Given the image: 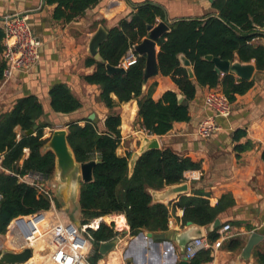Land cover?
Here are the masks:
<instances>
[{"label":"trees","instance_id":"1","mask_svg":"<svg viewBox=\"0 0 264 264\" xmlns=\"http://www.w3.org/2000/svg\"><path fill=\"white\" fill-rule=\"evenodd\" d=\"M101 1L44 0L47 5L54 6L52 19L63 24L83 16ZM248 1L216 0L211 3V8L217 15L172 22H168L165 12L154 4L136 6V11L130 13L129 21L121 20L117 26L107 30L108 38L99 47L102 62H96L91 57L85 61L86 66H94V71L84 76L83 81L99 88L98 101L109 111L117 104L136 100L138 120L149 136H164L172 130L175 123L188 122V103L194 99L198 87L219 89L233 104L238 97L253 89V81L240 80L230 73L218 74L212 62L205 60V57H218L233 62L236 55L239 62L247 64L253 61L257 71L264 70V47L252 45V36L239 30L241 28L246 31L251 27L246 14ZM157 19L169 26L168 32L156 43L159 75L169 77L177 92L166 91L154 100L152 95L156 83L147 86L145 93L142 88L145 57L136 55V62L125 68L123 74L107 75L105 64L119 65L128 49L147 36V25H155ZM1 38L0 31V52ZM181 55L190 63L193 78H189L186 68L181 65ZM5 68L6 64L0 60V81ZM178 94L183 96L187 105L177 103ZM111 95L116 97L117 103L112 100ZM48 97L49 107L57 115H72L81 108L79 100L66 84L53 85L49 89ZM43 113V106L37 97L23 96L16 100L9 112L0 116V165L4 170L14 174L39 172L52 177L54 155L50 151H42L47 142V139H43V129L50 128L48 123L38 122ZM84 120L83 125L79 124L80 121L65 125L67 143L75 161H98L92 170V181L80 184V224L116 215L124 217L131 236L142 231L165 233L168 230L170 211L175 208L182 210L181 227H204L213 223L227 208L235 205L232 195L227 193L221 195L214 206H210L207 195L202 190H192L191 195L180 196L177 202L171 201L168 205L153 202L151 191L182 184L188 179H191V183L195 182L187 175H190L188 172L199 170L200 163L188 157H180L169 148H160L143 153L130 173V154L120 157L116 153L121 141L120 115L116 112L109 113L103 120L102 131L98 130L95 123ZM34 125L38 126L34 135L25 136L24 132L32 129ZM16 128H19V133L15 131ZM244 136L243 131H236L233 140L238 142ZM251 148L249 142L236 144L234 152L238 154ZM24 149L28 150L25 159ZM20 160L21 166L18 165ZM261 160L264 162V149ZM0 196V235L6 233L14 218L50 209L47 199L38 197L31 187L19 183L15 176L4 172H0ZM56 215L59 217V214ZM220 226L207 233L206 240L209 244L217 240ZM89 234L91 243L96 248L101 242L112 241L118 235L113 223H100L96 230H89ZM240 246L239 240L227 242V249L230 251H236ZM211 252V248L202 249L187 264H207L212 261ZM99 259L102 257L95 250L91 261L96 264ZM254 264H264V250L255 254Z\"/></svg>","mask_w":264,"mask_h":264},{"label":"crops","instance_id":"2","mask_svg":"<svg viewBox=\"0 0 264 264\" xmlns=\"http://www.w3.org/2000/svg\"><path fill=\"white\" fill-rule=\"evenodd\" d=\"M145 3L161 8L168 22L217 15L208 0H102L95 8L87 10L83 16L63 24L52 19L54 6L47 5L44 0H0V31L2 32L5 18L27 13L29 25L42 44L38 64L27 73L14 72L3 83L0 89V116L9 112L16 100L23 96H35L39 99L44 113L38 122H46L50 127L57 123L67 129L65 125L72 121H80L79 124L83 125L84 119L94 114L97 119L96 125L100 126L102 131L104 118L109 113L116 112L121 119V141L116 153L120 157H125L127 154L131 157L140 147L137 133L145 132L137 117L136 100L117 104L112 111H109L98 101L99 88L85 83L83 77L94 71V66H86L85 61L90 58L87 51L88 42L97 27L102 25L109 30L117 26L121 20L129 21L130 13L136 11L135 7ZM246 9L251 27L246 31L241 28L239 30L245 35L252 36L250 41L252 45L264 47V0H249ZM100 21L103 24L97 25L96 23ZM158 21L160 20L157 19ZM233 62H239L236 55ZM247 64L254 66L253 61ZM250 80L253 81V89L231 104L232 111L229 118L219 120V130L209 138L203 139L195 134L197 125L210 114L204 105V97L210 90L207 87H198L194 99L188 103L190 115L188 122L175 123L168 134L155 136L159 141V149L169 148L180 157H188L200 163L199 170L188 172L190 175L187 176L195 182L191 183V179L185 182L187 191L184 195H191L192 190H202L206 193L210 206H214L221 195L229 193L233 197L235 205L227 208L217 219L221 224L231 225L235 234L231 240H239L241 246L236 251H230L227 249V241L217 248L211 247L212 261L207 264H254L255 254L264 250L261 249L264 246V162L261 160L264 149V70L257 71L254 66ZM60 83L66 84L81 104V108L72 115H57L49 107V89ZM152 83H156L152 95L154 100L166 91L177 92L169 77L158 74L147 82L143 88L144 93L147 86ZM111 98L117 103L114 95H111ZM135 122L136 129L133 128ZM46 129L49 128H44L43 132ZM15 131L19 133V128ZM236 131L245 133L238 142L233 140ZM245 142H249L252 148L238 154L234 152L236 144ZM23 152L25 159L28 150L24 149ZM1 159L0 155V162ZM21 164L22 160L18 165ZM0 172L8 174L1 165ZM166 189L167 187L160 191H151V196L154 192L162 193ZM177 199L178 197L166 201L153 199V202L168 205L171 201L177 202ZM181 216L182 210L179 208L170 211L171 225L168 226L167 232L163 233L165 235L163 241L147 238L145 233L148 231L131 236L129 231L126 234L125 230L128 228L122 229L125 233L119 246L122 244L120 247L122 250L126 245V259L131 261L130 264H180V251L168 237L189 226L181 227ZM111 218H119L123 222V216ZM76 222L77 220L73 221ZM201 228L203 238L206 239L207 233L210 232L209 225ZM9 231L13 233V225L9 226ZM253 232L260 234L262 239L253 246L248 258L243 259L242 249ZM110 255L119 258L118 262H120L121 251L111 252ZM89 260L91 261L92 257ZM98 261L107 264L108 260L102 258Z\"/></svg>","mask_w":264,"mask_h":264},{"label":"built area","instance_id":"3","mask_svg":"<svg viewBox=\"0 0 264 264\" xmlns=\"http://www.w3.org/2000/svg\"><path fill=\"white\" fill-rule=\"evenodd\" d=\"M41 45L40 39L34 34L29 25L27 13L15 14L4 19L0 58L6 64V68L3 72L4 80L0 82V89L14 72L27 73L38 64ZM135 62L136 54L131 48L123 56L117 67L125 69ZM204 105L210 111V114L200 121L195 134L207 139L219 130V120L229 118L232 106L227 97L217 89H210L207 92L204 97ZM8 174L15 176L19 183L31 187L38 197L47 199L50 203L49 212H57L54 205V188L50 177L39 172H26L23 174L8 172ZM44 213L46 211L14 218L7 227L4 234L5 238L0 241V251L6 248L14 251V253H20L25 248H29L33 255L41 247L34 249L32 243L47 240V260L51 264H93L89 260L92 252L89 230H96L102 223V218L97 219L98 225L94 228L92 225H88L90 222L79 226L70 221L61 222L58 216L53 213L50 218L42 221L39 225H35L43 219ZM10 225H13V233L9 231ZM170 225L171 220H168V226ZM126 231L128 233L129 227ZM217 234V240L211 245L204 238L189 241L184 247L181 260L188 263L202 249L213 246L217 248L224 242L231 240L235 235L228 223L222 224ZM100 261L96 264H103Z\"/></svg>","mask_w":264,"mask_h":264},{"label":"water","instance_id":"4","mask_svg":"<svg viewBox=\"0 0 264 264\" xmlns=\"http://www.w3.org/2000/svg\"><path fill=\"white\" fill-rule=\"evenodd\" d=\"M210 3L216 0H208ZM147 36L142 39L138 44L132 45L133 52L140 56L145 57L143 68L142 88H144L147 82L156 77L159 74L157 66V41L160 37L168 32L169 26L166 22L158 21L155 25H147ZM107 30L99 25L95 33L90 37L88 42V54L96 62H102V58L99 54V47L107 40ZM181 65L186 68L189 78H193V72L190 67V63L184 56H179ZM205 60L212 62L215 72L224 75L231 73L238 79L243 81H249L254 70V66L251 64H241L240 62H229L227 60H221L218 57L206 56ZM107 75L123 74L125 70L123 67L111 66L105 64ZM177 103L187 105L184 102V98L181 94L177 95ZM88 120L93 123H97L94 114L88 115ZM38 129L37 125H34L32 129L25 131V136L34 135V132ZM140 140V147L137 151L132 153L129 161V172L131 173L138 158L149 150H158L159 141L155 136H149L142 132L137 133ZM47 139V142L42 148V151H50L54 155V172H53V188H55V198L68 202L74 200L78 203V195L80 184L89 183L92 181V170L98 161L92 160L86 163H77L75 161L72 150L67 143V129H55L52 130ZM187 191L186 183L168 186L162 193L154 192L152 194L153 199L157 201H166L175 197L183 196ZM77 226L80 222L75 223ZM220 220L216 219L209 225V231L215 230L220 226ZM125 231L123 232V234ZM145 236L155 241H163L165 235L163 233H151L146 232ZM123 235L119 238H115L112 241L100 243L97 247V253L100 257H106L111 251H113L119 242L123 239ZM179 249L180 257L184 252L185 245L195 239L203 238L202 228L197 225H189L185 230L177 232L168 237ZM262 236L256 232L250 234L245 246L242 249L241 257L247 259L253 246H255ZM32 257V251L29 248H25L20 253H13L9 251H3L0 254V264H25ZM129 259H125L124 264H130ZM180 264H187L181 260Z\"/></svg>","mask_w":264,"mask_h":264},{"label":"rangeland","instance_id":"5","mask_svg":"<svg viewBox=\"0 0 264 264\" xmlns=\"http://www.w3.org/2000/svg\"><path fill=\"white\" fill-rule=\"evenodd\" d=\"M157 50H158V47H157ZM97 124V123H96ZM62 125H57V123L55 124H52L51 127L49 129H46L44 132H43V135L44 136H48L50 134V132L52 130H55V129H64V127H61ZM133 128L136 129V122L133 124ZM98 130L100 131V126H97ZM145 133V132H144ZM43 136V137H44ZM50 179L52 180V183H53V175L52 177H50ZM57 202V204H56ZM54 205H55V208L57 210V212H48V214H45V217H43L44 220H47L51 214L53 213H58L59 214V220L61 222H67L68 220H70V222H73L74 220H77L80 222V213H79V206H78V203L76 204V202H74V200H70L68 202H63L62 200H59V199H55L54 200ZM47 212V211H46ZM58 216V215H57ZM112 216H115V217H122V216H116V215H111ZM110 216L108 217H104L102 218V223H105L107 225L113 223L114 225V229L115 231L118 233V235L116 236V238H119L121 235L124 236L123 234V231L122 229H125V228H128L127 225L125 224V220L123 218V226H118L117 222L115 221L114 218H111ZM42 219V220H43ZM42 220L38 221L37 223H35V225H39L41 224ZM43 220V221H44ZM98 224V221L97 219H94L92 221H90V223L88 225H92V227H96ZM119 227V228H118ZM126 231V230H125ZM127 234V233H126ZM5 238V235L3 236H0V241H3V239ZM47 240H43V241H38V242H34L32 243V247L34 249H37L38 247H41L40 250L36 251L35 254L33 253L32 257L28 260V262L26 264H51L50 262H48V248H47ZM122 246V244L119 246V244L117 245V247L111 251V252H115V253H119L121 251V257H120V262L118 263H115V262H110V257H111V252L106 256L104 257L103 259H105L107 261V264H124L125 262V259L127 258V254H126V245L123 246V249L121 250L120 247ZM96 249V247L93 248V245H92V252L90 254V257H92V254L94 252V250ZM119 249V251H118ZM262 250L264 249V246L261 248ZM3 251H9V252H13L12 250H9V249H2L0 251V254L3 252ZM118 255V254H117Z\"/></svg>","mask_w":264,"mask_h":264},{"label":"bare ground","instance_id":"6","mask_svg":"<svg viewBox=\"0 0 264 264\" xmlns=\"http://www.w3.org/2000/svg\"><path fill=\"white\" fill-rule=\"evenodd\" d=\"M133 110V109H132ZM49 136V135H48ZM48 136H46V137H48ZM124 218V217H123ZM115 221L117 222V224H118V226H123V222H122V220L121 219H119V218H115ZM98 225V224H97ZM97 227V226H96ZM115 262V263H118V261H119V258H113V255L110 257V262ZM27 263V262H26ZM25 263V264H26ZM111 264V263H110Z\"/></svg>","mask_w":264,"mask_h":264}]
</instances>
